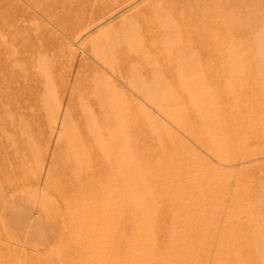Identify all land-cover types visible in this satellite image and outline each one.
<instances>
[{
  "label": "rangeland",
  "instance_id": "obj_1",
  "mask_svg": "<svg viewBox=\"0 0 264 264\" xmlns=\"http://www.w3.org/2000/svg\"><path fill=\"white\" fill-rule=\"evenodd\" d=\"M0 264H264V0H0Z\"/></svg>",
  "mask_w": 264,
  "mask_h": 264
},
{
  "label": "bare ground",
  "instance_id": "obj_2",
  "mask_svg": "<svg viewBox=\"0 0 264 264\" xmlns=\"http://www.w3.org/2000/svg\"><path fill=\"white\" fill-rule=\"evenodd\" d=\"M84 36V35H83ZM82 37V36H81ZM80 49V48H79ZM172 126V125H171ZM232 167V166H231ZM258 238V237H257ZM262 250V249H261Z\"/></svg>",
  "mask_w": 264,
  "mask_h": 264
}]
</instances>
